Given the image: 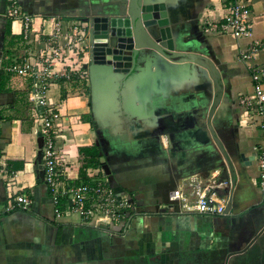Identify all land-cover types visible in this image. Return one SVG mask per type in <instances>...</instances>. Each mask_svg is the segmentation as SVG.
<instances>
[{"label": "crops", "instance_id": "0c3cea01", "mask_svg": "<svg viewBox=\"0 0 264 264\" xmlns=\"http://www.w3.org/2000/svg\"><path fill=\"white\" fill-rule=\"evenodd\" d=\"M19 1L31 14L26 38L19 21L2 18L7 0H0V264H264V232L257 235L264 227V192L252 156L263 140L259 129L243 120L237 104L252 93L251 70L238 52L256 41L264 45V0H242L253 22L252 37L242 39L209 27L222 19L229 0H146L165 3L175 50L205 56L220 72L223 100L212 125L224 156L206 127L207 110H198L203 101L206 108L210 104L209 78L205 86L195 74L196 81L187 82L181 75L191 73L175 66L154 73L162 62L156 55L154 62L139 58L135 73L126 79L125 95L124 89L118 94L126 122L112 132L107 128L111 120L105 119L103 95L108 80L97 68L87 75L83 36L90 18L114 15L121 0ZM57 24L59 44L71 38L75 48L54 65L58 77L48 90L49 102L61 114L56 145L74 185L81 182L79 149L97 148V168L111 188L134 196L137 215L123 230L82 225L78 216L66 213L64 197L53 204L34 122L39 108L29 99L36 79L6 70L27 67L39 74L44 64L40 54L49 58ZM251 63L264 65V50ZM101 129L111 135L109 143ZM215 170L230 183L228 191L218 192L228 195V213L210 217L170 208L173 189L183 188L191 176L207 179ZM10 192L25 195L29 205L6 213ZM55 209L61 217H55Z\"/></svg>", "mask_w": 264, "mask_h": 264}, {"label": "built area", "instance_id": "2783aa9c", "mask_svg": "<svg viewBox=\"0 0 264 264\" xmlns=\"http://www.w3.org/2000/svg\"><path fill=\"white\" fill-rule=\"evenodd\" d=\"M2 18L22 24V33L26 38L31 22L30 12L22 6L19 0H7V6ZM209 27L218 33L230 34L235 39L251 38L253 35V22L249 6L242 0H229L225 7L222 19ZM60 27L55 25L48 44L49 58L40 54L44 60L40 73L30 71L27 67L8 66L9 72L19 75H29L36 79V86L29 99L35 103L39 110L34 116L37 134L42 140V165L44 169V182L50 188L51 200L54 205L59 199H66V213L79 217L82 225L93 229L109 227L112 230L123 228L137 215L134 196L130 193H117L103 179L101 168L88 169L84 184H70L71 178L68 168L63 163L65 156L56 145L57 132L60 129L61 114L55 104L49 102L48 90L51 81L58 77L53 68L63 57H70L75 44L67 38L65 44H59ZM264 45L259 41L248 48L239 50L238 58L251 70L252 93L241 96L237 100L243 112L244 119L249 125L258 128L262 144L253 148V156L258 167V187L264 192V65L255 66L251 62ZM0 166H3L1 163ZM3 171L0 167V174ZM68 182V183H67ZM229 181L220 179V172L215 170L207 179L191 176L184 182V187L173 189L168 195V203L183 214L199 216H222L225 214L228 195H219V191H228ZM25 195H13L10 192L9 202L5 207L6 213L25 209L29 205ZM55 217H61V212L55 209Z\"/></svg>", "mask_w": 264, "mask_h": 264}, {"label": "water", "instance_id": "95a60500", "mask_svg": "<svg viewBox=\"0 0 264 264\" xmlns=\"http://www.w3.org/2000/svg\"><path fill=\"white\" fill-rule=\"evenodd\" d=\"M121 1L117 3L118 7L114 9V15H97L87 21L89 34L88 46L90 47L89 60L92 64L89 68L90 76L92 69L97 68L108 80L106 91L103 95L107 105L106 111H104L105 119L107 120L109 117L108 113L111 110L108 98L113 88L119 87L123 83L126 84V79L135 73L139 58L154 62L151 57L155 59L154 55H156L165 63L164 69L166 67L171 68V66H177L182 72L184 70L189 71L186 68L188 64L197 65L207 72L213 89V95L208 106L207 114L205 115L206 127L212 140L219 148L220 153L224 156L225 152L212 125L213 117L217 109L221 106L224 93L223 82L217 67L212 60L205 56L175 50L165 3H146V0ZM157 66H154V73H160ZM181 77H187L184 78L187 82L193 83L196 81L195 77L189 73H185ZM116 79L119 81L118 83ZM98 123L99 126H102L99 121ZM120 132L117 133L119 134ZM225 213H228L227 206ZM263 232L264 227L257 235L260 236ZM258 236L253 238L243 251Z\"/></svg>", "mask_w": 264, "mask_h": 264}, {"label": "rangeland", "instance_id": "374dc122", "mask_svg": "<svg viewBox=\"0 0 264 264\" xmlns=\"http://www.w3.org/2000/svg\"><path fill=\"white\" fill-rule=\"evenodd\" d=\"M84 22H86L87 21V19H84L83 20ZM87 27V26H86ZM87 31H88V28L86 29ZM83 38L84 39H87V45H88V40H89V34H86L85 36H83ZM89 46H87V49H88V52H89ZM157 64H158V69L159 70H161V69H164V65H165V63H163V62H160V61H158L157 62ZM91 61L90 60H88V64H87V75L89 76V73H90V67H91ZM176 68H178L177 66H175ZM186 68L187 69H189V72H191V74H195V77H197V78H199L200 79V82H202V80H203V86H205V84H204V81H205V78L206 77H208V75H207V72L204 70V69H202V68H200V67H198L197 65H186ZM119 79V78H118ZM116 82L118 83L119 81L116 79ZM124 82V81H123ZM126 82V81H125ZM211 83V82H210ZM124 85V86H123ZM123 85H121V86H117V87H114L113 88V90H112V97L110 98V103H111V105H112V107H111V110L109 111V113H108V115H110L109 116V120H111V121H109V125H108V129L109 130H111V132H112V129L115 127V126H121L123 123H125L126 122V115H125V113H124V109H119V103H120V105H121V103H123L122 102V100H121V96L119 97V99H118V94H119V91L121 90V89H124L123 90V94L125 95V92H126V84H124L123 83ZM200 86V85H199ZM199 86H197V87H199ZM90 92H91V88L89 87V89H88ZM205 91V93H206V90H204ZM205 93H203V94H205ZM120 101V102H119ZM204 102V103H203ZM202 103H203V105H202V107H201V110H200V107H198V110H199V112L201 111V112H203V111H208V108H206L207 106H206V102L205 101H203ZM203 109V110H202ZM122 110H123V112H122ZM117 112H118V114H117ZM206 115V114H205ZM173 118H174V116H173ZM118 132H119V130H118ZM121 132H124L125 134H126V130H121ZM125 134H123V136H125ZM101 135L104 137V138H106V140H105V142L106 143H109V141H108V137L110 138L111 137V135L110 136H108L106 133H105V131H104V129H101ZM108 136V137H107ZM131 137H132V135H131ZM108 150H109V148H107V152H108ZM103 179H105L106 181H107V183H108V179H107V175L105 174V173H103ZM109 184V183H108Z\"/></svg>", "mask_w": 264, "mask_h": 264}, {"label": "trees", "instance_id": "16d2710c", "mask_svg": "<svg viewBox=\"0 0 264 264\" xmlns=\"http://www.w3.org/2000/svg\"><path fill=\"white\" fill-rule=\"evenodd\" d=\"M98 150L94 146L88 147V148H80L78 151L79 154V160H80V169H79V176L81 179V182L76 184H84L88 181L86 177V171L88 169H94L99 166V156H98Z\"/></svg>", "mask_w": 264, "mask_h": 264}]
</instances>
